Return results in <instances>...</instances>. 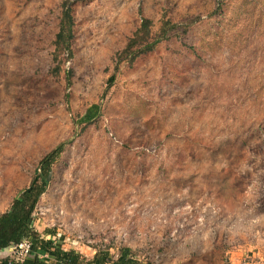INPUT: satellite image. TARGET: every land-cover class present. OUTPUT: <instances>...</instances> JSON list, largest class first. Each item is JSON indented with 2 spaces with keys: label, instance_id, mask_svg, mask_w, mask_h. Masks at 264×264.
<instances>
[{
  "label": "rangeland",
  "instance_id": "1",
  "mask_svg": "<svg viewBox=\"0 0 264 264\" xmlns=\"http://www.w3.org/2000/svg\"><path fill=\"white\" fill-rule=\"evenodd\" d=\"M68 1L74 54L56 73ZM219 1L0 0V214L64 144L35 228L65 250L264 264V0ZM144 18L194 24L119 66Z\"/></svg>",
  "mask_w": 264,
  "mask_h": 264
},
{
  "label": "trees",
  "instance_id": "2",
  "mask_svg": "<svg viewBox=\"0 0 264 264\" xmlns=\"http://www.w3.org/2000/svg\"><path fill=\"white\" fill-rule=\"evenodd\" d=\"M73 5L70 1L62 5L59 31L54 41L53 57L58 64L56 73L63 62L62 56L70 59L74 54L72 45L76 23ZM217 10H220L219 0ZM193 24L194 22L179 25L163 18L161 26L155 30L154 22L144 18L125 49L119 53V66L122 63L132 64L142 55L155 50L159 44L170 39L172 33L180 26L191 27ZM101 116V104H93L76 123L78 126H89ZM63 149L64 144L59 145L40 161L36 179L20 193L6 212L0 214V251L17 248L23 242L30 244L29 253L24 259L7 258L4 264H153L140 261L128 247L121 248L118 257H114L109 251L99 250L92 259L87 260L81 253L65 250L58 242L48 238L56 236L54 231L48 230L42 234L36 230L35 213L50 184L53 165Z\"/></svg>",
  "mask_w": 264,
  "mask_h": 264
},
{
  "label": "built area",
  "instance_id": "3",
  "mask_svg": "<svg viewBox=\"0 0 264 264\" xmlns=\"http://www.w3.org/2000/svg\"><path fill=\"white\" fill-rule=\"evenodd\" d=\"M17 248H23L25 250V253H26V256H27L28 253H29V250H30V244L28 242H23Z\"/></svg>",
  "mask_w": 264,
  "mask_h": 264
}]
</instances>
